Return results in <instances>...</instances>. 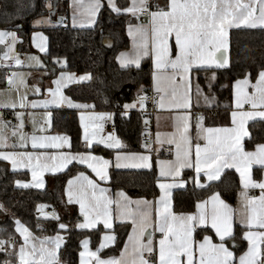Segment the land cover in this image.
<instances>
[{
	"label": "snow or ice",
	"instance_id": "1",
	"mask_svg": "<svg viewBox=\"0 0 264 264\" xmlns=\"http://www.w3.org/2000/svg\"><path fill=\"white\" fill-rule=\"evenodd\" d=\"M77 10L82 7L81 0H74ZM107 5L111 11L117 15L131 14L139 19L142 14L147 13L150 18V28L144 25H129L128 34L133 38L135 55L129 57L126 53H121L118 57L122 67L134 64L140 66L142 58L151 56L153 62V90L161 93L159 107H165L167 98L168 107L185 110V114L177 117V133L172 134V138L167 143L175 144V161L170 162L167 169H161V176H171L174 182L161 183L159 188L161 196L157 201L156 220L154 230L161 233L158 241V251L154 247L151 233H147L146 242L142 239L147 229L152 226L150 214L138 212L133 215L131 212H122V219L131 218L133 231L138 235L133 245L134 259L132 264H151L145 257L156 255L155 264H264V179L255 180L253 178V165H258L264 170V143L257 144L254 151H246L243 140L245 137L251 139L246 124L250 120L259 118L264 120V69L258 72L255 83H252L248 76L238 79L234 84L235 108L238 111L231 113L232 127L212 128L203 125V116L196 117V140L190 135L192 96L203 97L205 102L211 106L208 96H205L200 85H193L192 73L200 69H223L228 66L229 60L226 53L229 48V30L233 28H264V0H168L165 7L159 4L152 5L149 0H131L126 8H120L115 0H107ZM51 13L53 5H46ZM104 7L102 0H89L87 13L90 17L89 24L95 23V17L100 9ZM155 8V10H151ZM166 9V10H165ZM77 12L73 14V25L77 23ZM63 18H61L62 20ZM50 19H38L33 22L34 27L41 24L51 25ZM84 26V25H81ZM39 37V43L37 42ZM174 37L175 49L170 45V38ZM44 37L40 33H34L33 43L40 52H46ZM10 41V42H9ZM17 41L15 31H0V45H5L8 51L0 57V61L14 60L16 66L23 65V61L18 57L10 55L14 52L13 45ZM30 67H42V63L36 56H30ZM10 67L11 65H5ZM90 77L85 75L76 78L72 75L61 73L60 77L53 81L54 88L47 91L51 96L50 100L40 102H30L32 108L45 107L49 104L60 106L67 104L70 108H88L90 105L74 103L70 98L63 95L62 89L69 83L80 82ZM215 74L211 76L208 88L211 89ZM24 85V77L21 73L13 72L7 77L9 89L17 84ZM251 91H248V89ZM39 93L40 89H34ZM148 100L147 95H139L137 101L125 104V110L135 108L139 104L141 109L145 108ZM245 105L250 106V110L244 111ZM29 106L26 96H21L19 103L2 104L0 107L24 109ZM126 114V112H125ZM18 124L14 126L12 135L19 133V145L12 147H26L31 141L33 149H63L70 147L69 139L66 136H36L28 137L22 132L24 127V112L15 113ZM50 116V113L48 114ZM97 120H110L111 113L96 114ZM84 127V140L89 148L92 146L96 133L89 132L87 125ZM7 127V122L0 120V148L8 147L7 138L3 135V129ZM102 127V125H97ZM178 134V138H177ZM200 140L204 143L201 145ZM109 149H119L121 142L110 134L107 139L97 141ZM157 143H162L159 136ZM0 159L8 161L12 170L20 167L29 168L32 172L31 184L17 181L18 187L43 188L42 179L45 172H60L66 169L74 161L86 165L95 173L100 181L108 180L107 169L110 162L102 157L94 156L90 152L87 154H72L71 152L58 151L55 155L48 156L44 152L39 154L31 152H6L0 151ZM136 160L132 167L150 168V157L148 155L122 156L119 152L116 155V167H128L127 163L121 161ZM193 168L195 176L193 182L198 188L206 187L201 183V173L207 181H217L220 179L225 169H235L239 173L240 183L243 189H260V196L249 198L245 192L244 199L248 206V214L241 223L248 229L243 233V239L247 241V250L237 258L233 251L229 249L227 243L233 242L234 235V213L221 198L219 193H214L209 200L202 201L195 205L196 211L192 214H176L172 209V190L183 188L185 182L181 177L182 170ZM106 189L100 188L97 181L90 179L83 172L74 179L68 181L66 194L68 203L79 204L80 214L83 222L76 225L79 229H96L98 224H102L106 230L113 229V217L110 205L113 203L104 195ZM125 201V207L133 201L128 200L123 192L118 194ZM117 207L120 202L117 201ZM135 203L148 204L147 201H136ZM2 207V206H0ZM53 219H58L53 215ZM16 232L23 238L18 252V264H58L57 251L63 243V238L57 235L54 238H45L39 242V246L34 242L32 233L19 220L15 221ZM210 225L214 231L218 242H214L212 237L205 235L202 240L196 241L197 229L206 231ZM60 229H65L66 225L60 224ZM115 235L106 233L101 238L99 247L92 251L89 249V240L81 242L83 251L80 252V264H125L122 259H103L99 253L109 245L115 243ZM132 239V236H129ZM5 241H0V251H4ZM125 245V251H127ZM125 253H121L124 257ZM9 264V262H5Z\"/></svg>",
	"mask_w": 264,
	"mask_h": 264
},
{
	"label": "trees",
	"instance_id": "2",
	"mask_svg": "<svg viewBox=\"0 0 264 264\" xmlns=\"http://www.w3.org/2000/svg\"><path fill=\"white\" fill-rule=\"evenodd\" d=\"M59 9L58 19L68 13L67 0H56ZM48 0H0V30L15 31L20 42L18 49L21 53L31 50V35L36 28L33 22L49 14ZM118 7L126 8L129 0H117ZM136 23V19L126 15L114 14L106 5L101 9L97 23L92 29H74L71 27H53L43 29L48 40V50L45 59L47 64L55 69L54 74L68 71L76 74H89L91 80L85 84L74 85L66 89L65 94L76 102L94 104L101 112L114 113L113 124L115 134L124 145L125 152L144 151L143 116L131 111L125 114V104L136 100V95L142 90H149L152 82V64L145 61L140 68L122 69L116 61L117 55L129 48L130 41L126 28ZM110 39L114 48L107 50L103 42ZM230 59L228 69L218 71V84L214 91L223 101L230 92L224 89L228 83L250 76L256 79L258 72L264 69V29L234 30L230 34ZM64 62L60 68L58 63ZM9 70V69H8ZM7 71L0 72V89L5 88ZM212 125H226L230 122L229 113L225 110L213 109L208 112ZM52 133H61L71 138L72 150L83 152L81 129L78 114L74 110H57L53 113ZM251 139L246 141L247 150H253L257 144L264 143V122L256 121L249 125ZM88 152L104 157H112L114 150L99 146L88 149ZM79 172H86L85 168L72 166L62 175L47 178L45 190H21L16 182L28 180L27 173L12 172L7 163L0 161V239L10 240L19 237L15 230V221L19 220L33 234L38 237L53 236L62 233L60 224L68 225L64 232L65 244L59 252L58 264H78L80 243L85 238L92 240V246L99 243L103 229L96 231H79L75 229L80 220L76 207L69 205L65 199L67 181ZM194 174L184 173V178L190 180ZM255 177H261V171L255 172ZM158 175L155 167L150 171H111L110 187L114 191H124L131 198L153 199L159 195L157 186ZM240 179L234 171H227L217 183L205 189H197L189 184L183 192L174 195V211L177 213H191L195 205L214 193L230 205L235 206L240 192ZM45 205L57 210L59 218L37 216L36 211ZM130 231L128 225H117L114 232L117 241L114 247L106 250L103 256H116L120 253ZM208 232V231H206ZM204 231L197 232L201 238ZM244 230L235 227V247L229 241L227 245L239 257L247 250V242L243 239ZM6 261L16 264L14 251L6 255L0 254V264Z\"/></svg>",
	"mask_w": 264,
	"mask_h": 264
},
{
	"label": "crops",
	"instance_id": "3",
	"mask_svg": "<svg viewBox=\"0 0 264 264\" xmlns=\"http://www.w3.org/2000/svg\"><path fill=\"white\" fill-rule=\"evenodd\" d=\"M81 2H82V7H80L79 10H77L76 5L74 4V0H67L68 13L66 15H64L62 20L60 19L61 20V22H60L59 19H58V15H56L57 11L59 9V5H58L57 1L56 0H48V3H51L53 5L51 13H50V10L48 8L50 14L47 15L48 18L52 22L51 25H49V24H41L40 26L35 27L36 31H34L32 33L31 40H30L31 50L29 52H27L26 54L21 53L22 54V56H21L22 58L25 56L23 58L25 64L21 65L22 69H24L26 71H29V73H32L31 74L32 75V79L30 80V86L32 87L31 90L26 89V85L28 83L25 84L24 89H23V95L26 96V99H27V102L29 103V106L26 109L24 127L22 129V132L24 134H26L28 137H31L32 135L48 136V137H50V136H66L69 139L70 147L66 146L65 148L59 149V150L58 149H52V148H48V149H33L32 146H31V141L30 140L28 141L26 147H19V146L12 147L13 144L19 145V133H18L17 136H13L11 134H8V138H7L8 147L0 148V151H6V152H31V153H35V154H39L41 152H44L46 155L52 156V155H55L58 151L71 152L72 154H87V153H89L87 150L91 149V148H94V146H99V147L106 148L103 144L97 143V141H99L100 139H107V136L105 134V128H106V125H107L108 122H112V124H113L114 113L110 112L112 114V118L110 120H108V119L97 120V119L94 118L96 114L108 113V112H101V111L97 110L95 108L94 104L76 102V101H73L72 99L71 100L74 103L82 104V105H90L92 107H88V108H70V107L67 106V104H62L60 106H57V105H54V104H49L47 108H45V107L32 108L30 106V102H33V101L40 102V101L50 100L51 99V96H50V94L48 93L47 90L49 88H54L55 87V85L53 84V81L55 79L59 78L61 73H64L66 75H72V76H74L76 78H79V77L85 76V75L90 77L89 79H86V80H83V81H80V82L73 81V82L69 83L66 87H64L62 89V92H63V95L66 96V97H68L65 94L66 89H68L69 87L74 86V85L88 83L91 80V76L89 74H76V73L68 72V71H65V70L61 71V72H59L57 74H54L55 69L51 68L47 64V60L45 59L46 54H47V50H48V40H47L46 34L42 31L43 29L53 28V27H58V26H63V27L67 26V27H71V28H74V29H92V28L95 27V25L97 23V20H98V17H99V14H100V11H101V9L103 7L100 9L99 13L95 17V23L90 25L89 24L90 17L88 16V13H87V5L89 3V0H81ZM102 3L104 5H106V6H108L107 5V0H102ZM115 3L118 6L117 0H115ZM130 3H131V0H129V5H130ZM149 3L152 4V5L159 4L161 7H165L166 4L168 3V0H149ZM151 10L154 11L155 8H152ZM74 12L78 13L77 16H76L77 23H76L75 26L73 25V14H74ZM121 15L130 16L131 18L136 19V23L131 24L133 26L139 24V25L148 26L150 28L149 15H147L144 18L142 23H138V19L136 17H133L131 14H121ZM81 25H84V26H81ZM128 28H129V25L126 28V32H127V36L129 38V41H130V46H129L128 49L121 51L116 57L117 64L122 69H128V68H131V67L137 68L134 64H129L127 67H122L121 64H120V61L118 59V57L120 56L121 53L128 54V56L130 58L135 55L134 41H133V38L130 37L129 34H128ZM242 29H244V30H256V29H264V28H259L258 27V28L252 29V28L241 27V28L230 29L229 30V48H228V52L226 53V55L228 56V60H229L228 66L223 68V69L210 68V69L194 70L193 73H192L193 85L198 83L200 85L201 89L203 90L204 95L208 96L210 98V101H211V106H209L205 102L203 97H199L198 98L195 94H193V96H192V108L190 110L192 127L190 129V135L193 138V144H195L197 142V140H196V129H195V124H196L195 120H196L197 116H203V118H204L203 119V125L205 127H212V128L232 127L231 113L233 111H238L235 108V96H234V87H233L235 82L234 83H228V84H226L224 86V89L229 91L230 95L223 101L216 94V92L214 91V88L218 84V71L228 69L230 67V65H231V59H230V34L234 30H242ZM34 33H40L44 37H46V40L44 41L45 46H46V52H43V53L40 52L39 49L34 45V43H33V35H34ZM37 42L38 43L40 42L39 41V37H37ZM169 42H170L171 47L174 50L175 49L174 37L170 38ZM2 50H3V53H4L5 52V47H2ZM28 53H30V54H28ZM33 53H37V54L41 55L39 60L41 61L42 65H43L42 67H30L29 66V62H28L29 59L28 58L30 56H32ZM25 59H27V60H25ZM147 60L151 61L152 72H153L154 69H153V62H152L151 56H147V57L142 58L141 61H140L139 68ZM1 63H3V62H1ZM3 64L11 65L10 67H12V68L9 67V70L10 69H14L12 64H9V63H3ZM58 65H59L60 68H64L65 67V63L64 62H60V63H58ZM31 70H34V71L30 72ZM213 73L215 74V80L212 81V87H211V89H209L208 88V83H209V79L211 78ZM3 74H6V72L3 73ZM6 77H7V74H6ZM248 78L251 80L252 83H255V79H251L249 75H248ZM6 83H7V79H6ZM36 88L40 89L39 93H35L34 92V89H36ZM150 89H153V81L151 82ZM248 91H251V89L249 88ZM167 105H168V101H167V98H166L165 107L164 108H160L159 113L156 115V117L154 119V126H155L154 133H153L154 140L149 144V146H147L145 144V142L143 140V134H142L144 151H142V152H125V151H123L124 145L122 144L120 139L117 138V136H116V134L114 132L113 135H115V137L121 142V147L119 149H110V150H114L115 151L114 155L112 157L108 158V157H104V156H101V155H96V154L90 152L92 155L98 156V157H102L103 159H106V160H108L110 162L109 167L107 169L108 177H109L108 180H106V181L98 180V178L95 176V173H93L92 170L89 169L86 165H82V164H79V163L74 161L66 169H64V170H62L60 172H56V173L45 172L43 174V177H42V179L44 181V187L43 188H36V187L23 188V187H18L17 184H16V187L18 189H21V190L34 189V190L43 191L47 187L46 177L62 175L65 172H67L68 169L70 167H72V166L85 168L86 172H83V173L86 176H88L90 179L96 180L100 188L106 189V192L104 193V195L106 197H108L110 200L113 201V203L109 206L110 210L112 212V217H113V229L112 230L104 229L102 224H98L96 229H79V228L76 227V225L83 222V216L80 214L79 204H77V203H68V196L66 194V189L68 188V181L70 179H74L81 172H79L77 175H75L74 177L70 178L67 181L66 187H65V199H66V202L69 205L76 207L77 210H78V214L80 216V220L76 223L75 229L79 230V231H96V230H99V229H103L104 230V233L101 235L99 243L97 244L96 247L92 246V240L90 238H85V239L89 240V249L92 250V251H95L99 247V245L101 243V238L106 233L114 234L115 237H116L115 243L111 244L107 248L103 249L99 253V255L103 259L117 258V259H122L125 262V264H132V260L135 258L132 249H133V245H134V243L136 241V238H137V235H138V230H137V232L133 231V224L131 222V218H129V219H122L121 218V213L127 211V212H131L133 215H135L138 212H143V213L150 214V223L152 224V226L147 229V232H146L145 236L142 237V239L146 242L147 233H151L152 234V238H153L154 247L158 251V241L161 238V233H159V232L154 230V224H155V220H156V209L158 207L157 201L159 200V198L161 196V190L159 188V184L174 182L173 177H171V176H167V177L161 176L160 172H161L162 168L166 170L170 162H174L175 161V155H176L175 144H169V143H167V141H168V139L172 138V134L177 133V123H178L177 117L185 114V110L169 108ZM213 109H219V110L227 111L229 113L230 122L228 124H226V125H212V124H210V118L207 117V114H208V112H210ZM57 110H74V111L77 112L78 119H79V125H80V129H81L82 146L85 149L83 152H74L72 150L71 138L68 135L61 134V133H52L51 132L52 127H53V125H52L53 124V113L55 111H57ZM243 110L244 111L250 110V106L249 105H245ZM131 111L139 112L143 116V109H141L140 106H139L138 111L137 110H132V109L126 110V114L127 115L130 114ZM11 113L13 114V116H14V118L16 120V125H17L18 123H17V119H16V116H15V113L13 111ZM49 113H50V116L48 115ZM82 116H83V123L88 126L89 132L90 133L91 132H95L96 133L95 139L93 140L92 146L90 148H89L88 144L86 143V141L83 138L84 137V127L82 126V123H81V117ZM143 118H144V116H143ZM143 120H144L143 121V126L150 122L149 119H145L144 118ZM256 121H263L264 122V120H261L259 118H256L255 120L248 121V123L246 124V128L248 129L249 134H250L249 125L251 123H253V122H256ZM16 125L7 124V127L14 128V126H16ZM97 125H102V127H97ZM113 126H114V124H113ZM143 133H144V127H143ZM158 136H159L160 141H162V143H157V137ZM250 137H251V134H250ZM177 138H178V134H177ZM9 140H12V143H9L8 142ZM248 140H250L248 137L244 138V140H243L244 147H245L246 141H248ZM199 143H201V145H203L204 141L200 140ZM166 146L171 147L172 150H173V156L170 157V158H167L164 155V153H163V149ZM106 149H109V148H106ZM245 150L246 151H254L255 148L253 150H247L246 147H245ZM118 152L122 156H132L133 154L136 155V156L148 155L150 157L149 163H150L151 167L150 168L132 167L131 165L134 164V163H138V161H136V160H128V161H121V163H127L129 165L128 167L117 168L116 167V163H117L116 155H117ZM0 161H3L5 163H7L12 172H22V173H27L29 175L30 178L28 180H20V182L29 183V184H31L33 182V180H32V172H31V170L29 168L20 167L17 170L13 171L12 167H11V164L8 161H4L2 159H0ZM153 167H155L156 170H157V175H158L157 186H158V189H159V195L157 197L153 198V199L131 198L124 191H121V190L114 191L110 187L111 171L112 170L122 171V172L123 171H150V170H152ZM227 171H234L239 177V173L236 172L235 169H225L222 172L221 177H220L219 180L209 182L203 176V173H201V177H200L201 183L205 184L206 187L198 188V187L195 186V183L193 182V177L195 176L194 169L193 168H185V169H183L182 173H181V177L178 178V179L183 180L185 182V186L183 188H176V189L172 190L171 202H172L173 211H174V203L173 202H174L175 193L185 191L189 184H192L197 189H205L209 185L219 182L221 180L222 176L224 175V173L227 172ZM256 171H261V177L260 178H256L255 177V172ZM187 172H191V173L194 174V176L191 177L190 180H187V179L184 178V173H187ZM252 173H253V178L255 180L259 181V180L264 179V170L260 169L258 165H253ZM239 179H240V177H239ZM240 188L241 189H240V192H239V195H238V201H237V204L235 206L228 204L227 202H225L220 197L226 204L229 205L230 209L234 213V217H233V220H234V232H235V227L242 228L244 230V232L248 230L241 223V221L244 220L246 218L247 214H248V206H247V203H246V201L244 199L245 192L247 194V197H248V192H253V194H254L253 197H259L260 196V189H258V188H256V189L249 188V189L245 190V189H243L241 183H240ZM121 192H123L125 194V196L128 198V200L133 201V203L128 204L127 207H125L124 199L118 195ZM209 198H207V199H205L203 201L209 200ZM117 201L120 202V207H117V203H116ZM136 201H141V202L147 201V202H150V203H148V204H144V203L137 204V203H135ZM195 211H196V208L191 213H177L175 211L174 212L176 214H192ZM53 212L59 218L57 210H52V214H51L50 217H52ZM64 225H66V224H64ZM117 225H120V226L128 225V226H130V231L128 233L126 241L124 242V245H123V247H122V249H121V251H120V253L118 255H116V256H107V257L105 256L104 257L103 253L106 250L114 247L115 244H116L117 234L114 232V230H115V227ZM15 229H16V227H15ZM60 230L62 231V233H57V234H55L53 236L42 237V238L36 236L30 230L29 231L32 233V237L34 238V242L37 244V246H39V242L41 240H44L45 238H54L57 235H60L63 238V243L61 244V247L57 251V255L59 256V252H60V250L63 248V246L65 244V235L63 233L68 230V225H66L65 229H60ZM198 231H201L200 228L197 229V232ZM206 231H208V232H206ZM206 231H204L206 233H204V235L201 238H197V236H196L197 233H196L195 234L196 241L202 240L203 237L205 235H207V236L212 237L214 242H218V238L215 237L214 231L211 230L210 225L207 226V230ZM16 233H17V235L19 237L20 243H19L18 247H16L13 251H14L15 256H16V264H18V257L16 255V253L18 252L20 244L23 243V238L19 235L18 232H16ZM130 235L132 236L131 240L129 239ZM85 239H83V240H85ZM125 245L128 246L127 247V251H125ZM229 249L231 251H233L230 247H229ZM81 251H83V248H82V244L80 243V252ZM122 252L125 253L124 257H121V253ZM233 253H234V256L236 257L234 251H233ZM146 256H148L147 253H145V257ZM155 258H156V255H155ZM236 258L238 260V257H236ZM155 261H156V259H155ZM155 261L151 262V264H155ZM78 264H80V255H79V259H78Z\"/></svg>",
	"mask_w": 264,
	"mask_h": 264
},
{
	"label": "built area",
	"instance_id": "4",
	"mask_svg": "<svg viewBox=\"0 0 264 264\" xmlns=\"http://www.w3.org/2000/svg\"><path fill=\"white\" fill-rule=\"evenodd\" d=\"M148 14H142L139 19H138V23H142L144 18L147 16ZM7 64H3L0 61V72L1 71H8L9 67L5 66ZM139 95H147L148 100L146 102L145 108L143 109V116L145 119H149L150 122L147 123L146 125H144V133H143V140L145 142V144L147 146H149V144L154 140V119L156 117V115L159 113L160 107H159V99H160V95L161 93L155 92L153 89H149V90H142L139 93H137L136 95V100L137 97ZM2 121L7 122V124H12V125H16V120L13 116L12 113H2ZM196 122V120H195ZM115 132V127L113 126L112 122H108L105 128V134L108 137L110 134H114ZM163 153L167 158H170L173 156V150L171 147L166 146L163 149ZM254 194L253 192H248V197L249 198H253ZM37 216H50L52 214V209H50L49 207L42 205L40 206L39 210H37L36 212ZM0 241H5V245H4V251H0L1 255H6L8 254L10 251L14 250L16 247H18V238H11L10 240H2L0 239ZM146 258H148L150 260V262L155 261V255H152L151 257L146 256ZM8 262V261H6ZM5 264V263H4ZM9 264H13L11 262H9Z\"/></svg>",
	"mask_w": 264,
	"mask_h": 264
},
{
	"label": "rangeland",
	"instance_id": "5",
	"mask_svg": "<svg viewBox=\"0 0 264 264\" xmlns=\"http://www.w3.org/2000/svg\"><path fill=\"white\" fill-rule=\"evenodd\" d=\"M42 18L43 19H49L48 16L41 17L40 19H42ZM0 31H4V30H0ZM19 42H20V38H19L18 33H17V41L13 45L14 52L13 53H10V55L16 56V57H18L20 60H22L24 62V59L23 58L25 56L22 58L21 57L22 54H21V52L18 49ZM2 47H5V52L4 53H3ZM7 51H8V49H7V47L5 45H0V54H1L0 57H2ZM28 54H30V53H28ZM32 56H36L38 58L41 57V55H39L37 53H33ZM25 60H27V59H25ZM1 62H3V63H9V64H12L13 65V68L14 69H10V70H8L6 72L7 77L10 76L13 72L21 73V74H23L25 83H24V85H19V83L17 81V84L14 87H12L11 89H9V85H8V82H7V86L5 88L0 89V105H2V104H10V103H13V102H15V103L18 104L19 103V100H20V97L21 96H24L23 95V89H24L25 84L28 83L26 85V89L31 90V88H32L30 86V80L32 79V75H31L32 73H29V71H26V70L22 69V66H16L14 64V60L1 61ZM28 62H29V64H34L35 63L34 61H30V60H28ZM24 64H25V62L23 63V65ZM10 68H12V67H10ZM33 71L34 70H31L30 72H33ZM7 77H6V79H7ZM26 101H27V99H26ZM136 101L137 100H135L134 102H136ZM26 109H27V107L24 108V109H21L19 107H17L16 109L0 107V120L2 119V113L4 111H5V113H11L12 111L14 113L19 112V111H23L24 112V118L23 119L25 121ZM138 109H139V104H137V106L135 108H132V110H137V111H138ZM17 123H18V121H17ZM12 131H13V128L12 127H6V128L3 129V135L6 138H8V134H11L12 135ZM8 142L9 143H12V140H9ZM47 178H51V176L46 177V182H47ZM53 215H55L54 212H53Z\"/></svg>",
	"mask_w": 264,
	"mask_h": 264
},
{
	"label": "water",
	"instance_id": "6",
	"mask_svg": "<svg viewBox=\"0 0 264 264\" xmlns=\"http://www.w3.org/2000/svg\"><path fill=\"white\" fill-rule=\"evenodd\" d=\"M61 22V20H59ZM104 48L107 50H112L114 48V42L110 39H106L103 42Z\"/></svg>",
	"mask_w": 264,
	"mask_h": 264
}]
</instances>
